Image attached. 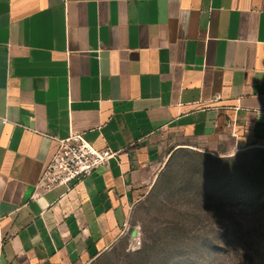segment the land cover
Listing matches in <instances>:
<instances>
[{"label":"crops","instance_id":"1","mask_svg":"<svg viewBox=\"0 0 264 264\" xmlns=\"http://www.w3.org/2000/svg\"><path fill=\"white\" fill-rule=\"evenodd\" d=\"M71 131L117 156L36 192ZM253 146L264 0H0V264H90L175 151Z\"/></svg>","mask_w":264,"mask_h":264},{"label":"rangeland","instance_id":"2","mask_svg":"<svg viewBox=\"0 0 264 264\" xmlns=\"http://www.w3.org/2000/svg\"><path fill=\"white\" fill-rule=\"evenodd\" d=\"M90 264H264V147L175 151Z\"/></svg>","mask_w":264,"mask_h":264},{"label":"built area","instance_id":"3","mask_svg":"<svg viewBox=\"0 0 264 264\" xmlns=\"http://www.w3.org/2000/svg\"><path fill=\"white\" fill-rule=\"evenodd\" d=\"M53 140L57 142V150L36 185V192L39 193L59 187L69 188L88 179L100 167L108 166L109 161L118 154L108 148H94L82 134L73 131L66 139Z\"/></svg>","mask_w":264,"mask_h":264},{"label":"trees","instance_id":"4","mask_svg":"<svg viewBox=\"0 0 264 264\" xmlns=\"http://www.w3.org/2000/svg\"><path fill=\"white\" fill-rule=\"evenodd\" d=\"M166 178H167V175H166V173H164V174L161 176V179H162L161 183H162V184H164V181L166 180Z\"/></svg>","mask_w":264,"mask_h":264}]
</instances>
